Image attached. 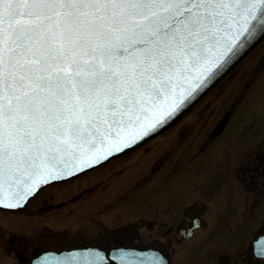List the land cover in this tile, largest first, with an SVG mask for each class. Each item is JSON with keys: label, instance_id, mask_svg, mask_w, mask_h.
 Segmentation results:
<instances>
[{"label": "snow or ice", "instance_id": "obj_1", "mask_svg": "<svg viewBox=\"0 0 264 264\" xmlns=\"http://www.w3.org/2000/svg\"><path fill=\"white\" fill-rule=\"evenodd\" d=\"M258 38L264 0H0V206L142 141ZM135 252L112 254L167 264ZM60 255L38 260L109 259L99 248Z\"/></svg>", "mask_w": 264, "mask_h": 264}, {"label": "flooded vegetation", "instance_id": "obj_2", "mask_svg": "<svg viewBox=\"0 0 264 264\" xmlns=\"http://www.w3.org/2000/svg\"><path fill=\"white\" fill-rule=\"evenodd\" d=\"M245 61L218 82L181 125L184 133H190L194 126L198 134L209 140L207 145L200 147L196 143V148L190 147L194 150L184 160L183 165L196 161L195 173H174L183 160L169 167L168 160L173 155L169 151L167 169L162 173L143 171L133 179L136 190L131 191L130 197L122 194L120 200L105 201L103 205L101 200V206L92 208L90 204L97 203L105 191L114 190L113 180L107 176L124 170V165L107 168L108 163L95 170L98 171L95 174L88 172L85 176L89 179L101 174L110 182L98 183L94 179L87 183V191H93L96 184L104 189L88 202L87 207L94 209L95 214L91 211L76 217L63 227H53L40 218L34 223L25 221V217H20L24 221H18L11 215H24L25 211L0 210V264H41L38 258L61 260L52 258L58 253L83 248H99L106 255L115 248L135 249V253L129 254L137 255L152 250L159 252L167 264H264V256L258 255L255 248L256 240L264 238V38ZM256 69L255 77L244 83L246 74ZM258 79L257 92L247 99L255 112L248 104L247 115L242 112V106L236 114V105L243 104L245 93ZM253 96L259 102L253 101ZM161 136L168 141V150L173 134L167 131ZM137 150L145 152L146 144ZM133 153L112 162L117 161L118 166L123 163H118L121 159L129 160ZM160 160L154 159V169ZM173 174L175 180L171 179ZM170 179L173 184H167ZM162 182L165 185L158 184ZM153 184V187L164 186L163 194L144 187ZM149 197L158 199L148 200ZM47 200L35 202L33 210L43 209Z\"/></svg>", "mask_w": 264, "mask_h": 264}, {"label": "rangeland", "instance_id": "obj_3", "mask_svg": "<svg viewBox=\"0 0 264 264\" xmlns=\"http://www.w3.org/2000/svg\"><path fill=\"white\" fill-rule=\"evenodd\" d=\"M246 59H244L240 64H238L237 67L243 65L244 62H246L245 61ZM246 71H247V69H246ZM256 71H257V69L254 72H252L251 74H246V76L244 78V83L249 82V80L252 77H255L254 73ZM253 82H254V80H252V83ZM258 83H259V79L257 80L256 85L254 84L253 87H251L250 90H248L245 93V99L243 101V104L236 105L237 106L236 107V114L239 113L240 106H242V112L244 113V115L248 114L249 109L246 107V105L251 103V101H247V99H248V96L252 95L254 91L257 92L256 87H257ZM235 88H237V87H235ZM211 91H209L205 96H208L211 93ZM252 98H253L252 99L253 101L259 102L258 100H254L255 99L254 96ZM249 105L251 106L250 110H253L255 112L256 109H253L251 104H249ZM253 105L257 106L255 103H253ZM192 111H193V109L190 111L189 114L184 115L177 123L172 125L168 130L164 131V133L169 131V132H172V134H173L172 145L170 147H168V150H167L168 141H166V139L160 138V137H162L161 135H164L163 133H161L160 135H158L157 137L151 139L150 141H148L146 143L147 150L145 152L139 153V150L134 151V153L130 156L131 158L129 160L127 157H124L123 159H121L118 162V163H121V162H123V163L118 165V166H116L117 161L109 163L110 165H108L107 168L111 167V166H114L115 168H117L119 166L124 165L123 166L124 170L119 174H116L115 172H113L112 174L107 176L108 179L113 180L111 182V184L113 183V185H111V188L114 190L111 191L110 189H108L98 199L97 203H92V204H90V206L92 205V208H98L101 200H104L101 203V205H103V203H105V201H111V200L112 201H118V200H120V198H122V194L128 195V197H130L129 194L131 193V191L136 190V188L133 187V183H135L133 181V179H136L139 175L142 174L143 171H150L153 173H162V170L167 169V154H170V152L173 155H171L172 158H169V160H168V162L171 163V165L169 167H171L173 165L172 163L179 164V162H181V160H183L182 164L175 168V170L173 171L174 173L179 174V175L195 173L196 169L193 170V168H194L196 161H194V162L189 161L187 165H183L184 160H187V158L190 157L191 153L194 150L190 147L196 148V143L200 147L202 145H207V142H209V140L206 141L207 139L204 138L203 134H198L197 133L198 129L194 128V126H193V128H190V133H184L183 131H181V127H182L181 125H184L185 121H187V119H189V117L192 116L191 115ZM212 118H213V116L211 117V119ZM220 137H221V135L218 137L221 140ZM215 140H217V139H215ZM220 140H218V141H220ZM204 151L206 152L207 149H205ZM181 154H184V156ZM154 159L155 160L161 159L159 165L157 166V169H154V164H152ZM172 167H174V165ZM141 169H143V170H141ZM96 170H98V169H96ZM96 172H98V171L94 170V171H90L89 173L95 174ZM89 173L83 174L82 176H79V177L72 179L70 181H67V182H64V183H61L58 185L50 186L44 192L38 194L34 198V199L37 198L35 202L40 201L42 199H46V200L48 199L47 203L44 204L43 209L34 211L33 205L35 204V202H33L34 201V199H33L26 206V208L24 210L25 213H23L24 215H11V214H8V215H11L12 218L17 219L18 221H24L23 219H20V217H25V221H31V223L39 221V218H40L41 222L46 223V224H50V225L52 224L53 227H63V226H68L69 221H74L76 219V217L88 215V213H90L91 211H92V213L95 214L94 209L90 208L91 209L90 210L87 207L88 202H89V200L94 199V197L97 195V193L102 192L104 189H100V186L96 184V185H94V186H96V188L95 187L92 188L93 191H87V190H85V188H87L89 185L87 183L94 180V179H98L99 180L98 183H104V182H109V181H106L104 179L105 176H103L101 174L89 177V179H87L88 176L87 177H85V176L88 175ZM176 174H173V176L171 178L172 180L176 179L174 176ZM84 178H86V179H84ZM171 179L167 181V184H173ZM108 184H110V182ZM158 184H163V182L158 183ZM163 185H165V184H163ZM153 186H154V184L149 185L147 187L145 185L144 187H145V189H148L151 191H156V193L163 194L162 189L164 188V186L163 187H153ZM144 187L140 188V190H144ZM147 199L148 200H150V199L156 200L158 198L149 197ZM48 204H51V206ZM24 211H22V212H24ZM13 213H15V212H13ZM17 213H20V212H17ZM5 215H7V214L5 213ZM255 215L256 214L253 213L254 221H256ZM58 218H60L61 220L67 221V222L59 221ZM4 261L5 260H3L2 262H4Z\"/></svg>", "mask_w": 264, "mask_h": 264}, {"label": "water", "instance_id": "obj_4", "mask_svg": "<svg viewBox=\"0 0 264 264\" xmlns=\"http://www.w3.org/2000/svg\"><path fill=\"white\" fill-rule=\"evenodd\" d=\"M261 39L262 38H258V40L256 42H254L253 44L249 45L230 64H228L221 71H219L218 74L215 75V77H213L211 79L206 78L205 81L200 85L199 88H197L196 90H194L188 97H186L185 101L182 103L181 107L177 110V112L174 115H172L170 117H167L164 122H162L156 129H154L152 132H150L148 134V136L145 137L142 141H137L134 145L129 146L127 149L122 150L119 153H114L106 161H101L99 165H93L89 169H84L82 173L74 174L73 177L78 176L80 174H83V173H85V172H87V171H89V170H91V169H93L95 167H98V166H100V165L108 162L109 160H111L113 158H116L118 156H121V155H123V154H125L127 152H130V151L134 150L135 148H137L138 146H140L144 142L148 141L149 139L153 138L154 136L158 135L159 133L163 132L168 127H170L171 125H173L174 123H176L177 121H179L199 101V99L207 91H209L240 60H242L261 41ZM70 178H72V177L63 178L60 181H63V180H66V179H70ZM53 183H55V182H50L49 185L50 184H53ZM44 187H46V186H41V189L44 188ZM31 198L32 197H29V201H30ZM29 201L26 204H24V205H21V206L15 208V209H10V210H22L29 203ZM0 208L8 209V208H5L4 206H0ZM108 257H109V259H108L107 262H112V263L115 262L117 264H120V261L116 258L115 255H113V256H109L108 255Z\"/></svg>", "mask_w": 264, "mask_h": 264}]
</instances>
